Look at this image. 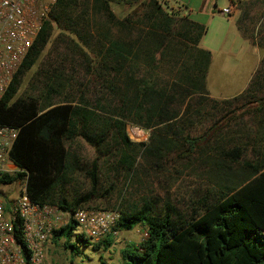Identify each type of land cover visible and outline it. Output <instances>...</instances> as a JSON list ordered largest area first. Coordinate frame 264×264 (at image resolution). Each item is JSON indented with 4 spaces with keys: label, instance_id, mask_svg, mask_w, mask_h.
<instances>
[{
    "label": "trees",
    "instance_id": "obj_1",
    "mask_svg": "<svg viewBox=\"0 0 264 264\" xmlns=\"http://www.w3.org/2000/svg\"><path fill=\"white\" fill-rule=\"evenodd\" d=\"M93 3L108 22L122 24L110 11L108 0H93ZM68 17L66 0H56L1 96L0 123L18 129L8 152L17 170L2 174L0 184L24 178L25 191L32 202L48 203L62 209L80 206L106 209L90 204L93 199L105 197L97 190L99 159H112L111 169L117 179L130 178L136 157L142 152L158 156L162 161L168 153L182 151L184 144L174 145L169 138H157L158 132L154 128L161 124L163 128L169 129L173 120H182L188 115L192 108L190 102L182 106L181 114L178 113L179 106L189 97L193 88L204 90L203 76L208 54L207 50L194 52L192 46H187L185 51L190 59L189 71L181 67L182 70L177 72L176 78L167 88L158 89L150 80L164 53L162 51L166 42L162 40L154 48L146 42L134 47L132 39H111L107 54L115 64L116 72L121 75L119 85L108 86L110 93L119 102L115 109L114 106L110 109L111 115H102L86 107L81 97L74 101L64 96V103L56 104L54 97L66 89L67 82L62 75L53 72L38 82L32 92L25 96H15L25 72L35 63L53 28H67L64 22ZM193 25L186 16L172 17L166 23L165 30L168 33L169 29L175 28L174 33L177 34L185 28L183 30L188 34L190 45H193L195 41L189 36L193 28L197 29L196 39L203 30L202 26ZM244 35L251 40L263 36L264 20L258 23L253 34L245 32ZM132 58H140L147 78L135 76ZM195 70L197 75L194 77L189 72ZM242 94L235 99L236 102L228 99L218 101L222 104L231 102L222 107V111L233 112L253 102L256 104L254 114L264 108L253 94L246 93V90ZM174 102L178 104L177 108H172ZM127 121L142 128L152 127L147 143L130 140L125 129ZM76 137L93 149L94 158L90 162V170H85L89 177V188L68 198L60 181L68 179L73 165L75 169L79 167L78 158L70 155L65 148V143ZM184 137L186 152L190 153L199 136L191 138L186 134ZM240 148L232 143L230 153L227 154L229 157L221 152V158L228 160L227 163L230 161L228 168L216 158H210V163L214 172L221 170L223 176L238 165L247 170V174L239 179L236 186L228 184L227 177L217 176V188L210 192L214 195L209 193L197 201L201 210L194 219H181L167 203L157 208L150 200L144 199L136 205L121 197L115 205L119 218L114 228L129 230L141 223L145 226L146 235L136 244L130 243L122 248L121 261L116 264H264V161L258 163L257 155L240 161L238 157L243 152ZM176 155L179 157L181 154ZM189 162L187 159L184 163ZM231 174L236 173L232 170ZM107 187L106 194L112 191L113 186L109 184ZM207 197L210 199L207 200ZM75 228V223L69 220L51 232V239L62 238L63 246L72 248L75 246L71 240ZM75 239L84 244L91 243L81 234H76ZM110 242V237L106 236L94 242L92 247L96 248L99 244L107 247Z\"/></svg>",
    "mask_w": 264,
    "mask_h": 264
},
{
    "label": "rangeland",
    "instance_id": "obj_2",
    "mask_svg": "<svg viewBox=\"0 0 264 264\" xmlns=\"http://www.w3.org/2000/svg\"><path fill=\"white\" fill-rule=\"evenodd\" d=\"M234 1L231 0V4L230 0H108L110 11L116 19L122 21L121 25H115L97 11L93 0H66L69 17L64 24L67 28H53L35 63L25 72L15 96H25L32 92L38 82L53 72L62 75L67 82L66 89L54 97L56 104L64 103V96L74 101L81 97L86 107L102 115H111L110 109L113 106L115 109L119 102L110 93L108 86H117L121 80L120 73L116 72L115 64L107 54L111 39H132L134 47L146 42L154 48L162 40L166 42L162 51L164 53L150 80L158 89L167 88L182 68L189 71L190 59L185 51L188 47L192 46L194 52L207 50L208 54L203 76L204 90L193 88L189 97L179 106L178 113L181 114L182 106L190 102L192 108L188 115L182 120H173L169 129L163 128L161 124L154 128L158 132L157 138H169L174 145L184 144L181 153H168L161 161L158 156L142 152L136 157L131 177L118 179L111 169L112 159H99L97 190L106 198L93 199L91 205L112 208L118 204L121 197L136 205L146 199L153 201L157 208L167 203L181 219L191 220L200 214L201 206L197 205V201L215 191L218 184L216 177L223 176L221 170L214 172L210 158L223 161L224 166L228 168L230 161H224L221 152L229 157L231 145L235 143L242 147V155L238 157L241 158L240 161L254 155H257L258 163L264 161L259 152L255 154L250 150L251 146H257L259 149L258 139L252 140L251 135L250 118L254 115L258 117V114H254L255 109L251 110L249 104L242 109L225 113L221 108L231 102H218L222 99L236 102L235 99L243 95L244 90H241L244 87L249 90L256 85L259 88L260 85L258 76L253 73L259 66L264 35L257 37L253 43L243 37L235 26ZM225 7L230 11L222 14L220 10ZM181 16L191 20L195 24L193 26L203 27L198 39L196 27L190 33V39L195 41L193 45H190L188 34L183 30L185 28L177 34L174 33L175 28L169 29L168 33L165 30L170 18ZM260 20H264V11L261 12L257 23ZM155 57L157 58V53ZM131 60L135 76L147 78L140 58ZM259 70L260 68L256 72L259 73ZM189 73L194 77L197 75L196 70ZM239 91L241 92L238 93ZM177 105L174 102L172 108H177ZM125 129L131 141L144 143H147L148 136L153 131L152 127L142 128L131 121H127ZM186 134L191 138L199 136L195 148L190 153L186 152ZM166 144L167 142L163 143L162 149ZM65 148L79 160V167L75 169L73 165L68 179L60 181L66 195L71 198L89 188V177L85 170H90L94 151L79 137L66 142ZM176 154L181 155L177 157ZM184 155L188 157L185 158ZM187 159L190 162L185 164ZM240 166L230 165L233 169L223 176L227 177L228 184L236 186L239 179L247 174V170ZM232 170L236 174L232 175ZM109 184L113 188L106 194L105 190ZM57 187L56 190H59ZM17 191L16 182L0 185V198L5 205L14 200ZM79 231V228L73 230L71 240L75 246L72 248L64 247L62 238L51 239L46 247L49 264L119 263L122 248L139 242L144 237L145 226L137 223L129 230H120L116 238H110L109 246L103 247L99 244L96 248L92 247L94 242L84 244L76 240L75 235Z\"/></svg>",
    "mask_w": 264,
    "mask_h": 264
},
{
    "label": "built area",
    "instance_id": "obj_3",
    "mask_svg": "<svg viewBox=\"0 0 264 264\" xmlns=\"http://www.w3.org/2000/svg\"><path fill=\"white\" fill-rule=\"evenodd\" d=\"M55 2L0 0V99ZM229 11L228 7L220 10L222 14ZM17 129L0 123V176L17 170L8 155ZM15 182L18 191L14 200L5 205L0 198V264H49L46 244L51 232L69 220L80 229L78 234L90 242L118 236L120 230L114 228L119 218L116 206L62 209L38 204L28 198L24 178Z\"/></svg>",
    "mask_w": 264,
    "mask_h": 264
},
{
    "label": "crops",
    "instance_id": "obj_4",
    "mask_svg": "<svg viewBox=\"0 0 264 264\" xmlns=\"http://www.w3.org/2000/svg\"><path fill=\"white\" fill-rule=\"evenodd\" d=\"M234 7H235V12H236V20H235V26L236 29L245 37L248 39L250 42H254L256 40V37H254L252 40L244 35L245 32H250V34H253L255 31V28L257 27L259 21L257 23V20L261 14V12L264 11V0H235L234 1ZM237 13H240L237 15ZM188 19V18H187ZM189 20V19H188ZM191 21V20H190ZM243 22V24H242ZM259 66H257L256 71L258 68H260L259 73L254 72V76H258L259 78V88L256 85L255 88H248L246 89L245 87L241 90L246 89V93L253 94L255 96L254 98H258L259 101L262 104V107H264V44L262 48V53L259 59ZM239 91L238 93H240ZM236 93V94H238ZM234 94V95H236ZM255 103H251L250 109L253 110L255 109ZM252 115V114H251ZM250 115V116H251ZM254 115V114H253ZM251 117V127H252V140L258 139L259 142V149L257 146H251V151L259 152V155L264 158V108L260 110L258 113V117ZM253 119V120H252ZM51 238L49 242L46 244L47 245L50 243Z\"/></svg>",
    "mask_w": 264,
    "mask_h": 264
}]
</instances>
